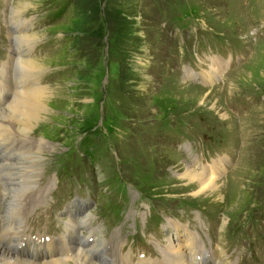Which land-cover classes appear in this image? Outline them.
Instances as JSON below:
<instances>
[{
  "label": "rangeland",
  "instance_id": "rangeland-1",
  "mask_svg": "<svg viewBox=\"0 0 264 264\" xmlns=\"http://www.w3.org/2000/svg\"><path fill=\"white\" fill-rule=\"evenodd\" d=\"M24 3L29 6L22 17L32 19L28 34L40 49L26 58L42 62L40 76L35 74L48 88L45 120L29 133L48 148L39 164L47 190L28 215L25 232L58 236L66 228L65 205L92 199L91 224L100 230L94 236L116 229V236L135 238L150 250L153 260H167L168 251L162 234L154 242L150 217L163 226L188 225L189 233L222 250L216 257L221 264H264L255 262L264 245V0H0L5 23H11L10 6ZM11 31L1 32L6 61L0 81L7 74L3 67L12 72L8 58L17 42ZM242 48L238 69L213 56L235 57ZM188 56L199 67L205 64L201 83L198 75H185L181 59ZM219 59L227 64L208 82L202 75ZM9 81L12 88V73ZM164 127L193 142H168ZM210 140L224 141L230 153L216 195L180 179L185 164L192 165L190 154L226 155L200 153L193 145ZM1 149L0 181L7 191L0 207L5 211L7 196L16 194L10 199L15 216L37 192L26 174L1 168L11 161L24 169L37 164L35 151L21 157L12 147Z\"/></svg>",
  "mask_w": 264,
  "mask_h": 264
},
{
  "label": "bare ground",
  "instance_id": "bare-ground-1",
  "mask_svg": "<svg viewBox=\"0 0 264 264\" xmlns=\"http://www.w3.org/2000/svg\"><path fill=\"white\" fill-rule=\"evenodd\" d=\"M5 1L10 2V0ZM28 6L27 3H24L23 5H18L19 9L14 6H10L9 8L11 18L9 26L11 25L10 27L12 28L11 37L14 42L17 43H15L14 51H11L14 53L12 60L8 58V63H11L12 72L7 66L3 67V70H7V74L0 81V90H3L7 95L6 102L0 105V149L4 145L12 147L15 151L20 153L21 157L25 154L28 155L30 150H34L36 157L32 159V161L37 164H31L24 169L25 164L20 165L11 161L12 163L9 164L8 162L1 170L16 168L22 175L26 174L28 176L26 182H32V188L35 189L34 192L37 193L35 197H28L26 200L22 201L20 211L14 216L10 199L16 194L9 197L7 196L8 205L5 211H1L2 201L4 200L3 198L1 201V198L4 197L7 186L2 183L4 181H0V183H2V185H0V264H68L70 262L74 264H102L97 257H90L88 253L84 252L83 247H81L77 239L72 236V233L82 229H85L89 233H93L94 231L90 229L88 216H86V219L83 221H77L70 211V208H68V219H66L67 221L65 223L66 235L71 237L70 244L53 237L45 240L42 236L32 238L29 235H23L26 233L24 231L23 222L27 219L28 215L34 211L33 208L39 205L38 202L44 197L47 190L46 188H42L45 185L41 186L40 184L42 169L39 167V164H42L43 158L41 155L43 154V150H48V148H45L46 145L43 141L40 139L36 141L29 137V133L33 132L34 127H36L39 122L45 120V112L48 109L47 102L45 101L48 95V88H46V86H41L36 77V74L40 76L42 62L40 60L26 58L25 54H30L27 49H29L30 43L33 42L32 40H35L32 35L28 34L30 29H33V26L31 24L27 26L26 24L29 20L22 17V12H24ZM226 64L227 62H223V59L216 60L214 64L210 65L211 71L209 73L205 72V75H202V77L208 82H212L218 77L217 72L219 68ZM11 73L12 88L10 84H5L6 81L10 83ZM188 74L189 73L186 75L188 76ZM204 100L203 98L202 101ZM13 131H17L18 133ZM11 132L13 134H10ZM2 158L3 156L0 152V159ZM220 170L221 168L216 167L210 171L198 172L193 165L185 164L180 179L196 185L199 192L206 191L216 195L220 192V187L218 185ZM38 177L40 180L37 179ZM37 183L39 184L38 187H36ZM10 186L15 188L14 185ZM15 190L17 189L15 188ZM38 191L41 192L38 193ZM169 230L173 231L171 228ZM173 232V235L170 231L167 232L170 233L166 241V249L169 258H167V264H195L193 259L204 250L194 247V237L187 236V232L184 229H179L177 227L176 231ZM54 247L58 248L55 256L52 252ZM46 253L48 254V258L44 257ZM203 255L207 254L203 252ZM137 264L142 263L138 262ZM151 264L164 263L154 262Z\"/></svg>",
  "mask_w": 264,
  "mask_h": 264
}]
</instances>
